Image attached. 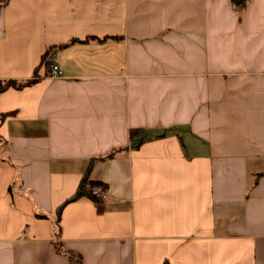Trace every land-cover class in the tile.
<instances>
[{
  "label": "crops",
  "instance_id": "1",
  "mask_svg": "<svg viewBox=\"0 0 264 264\" xmlns=\"http://www.w3.org/2000/svg\"><path fill=\"white\" fill-rule=\"evenodd\" d=\"M0 80V264H264V0H0Z\"/></svg>",
  "mask_w": 264,
  "mask_h": 264
},
{
  "label": "built area",
  "instance_id": "2",
  "mask_svg": "<svg viewBox=\"0 0 264 264\" xmlns=\"http://www.w3.org/2000/svg\"><path fill=\"white\" fill-rule=\"evenodd\" d=\"M62 72L60 70L59 65L54 64L51 68V75L58 76ZM83 187L95 198H103L107 194V189L102 184H94L89 181H85Z\"/></svg>",
  "mask_w": 264,
  "mask_h": 264
},
{
  "label": "trees",
  "instance_id": "3",
  "mask_svg": "<svg viewBox=\"0 0 264 264\" xmlns=\"http://www.w3.org/2000/svg\"><path fill=\"white\" fill-rule=\"evenodd\" d=\"M235 2H242L244 0H234ZM23 84L14 80H0V92L9 88L10 86H14V87H21ZM70 264H80L76 261H73Z\"/></svg>",
  "mask_w": 264,
  "mask_h": 264
}]
</instances>
